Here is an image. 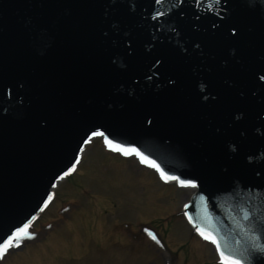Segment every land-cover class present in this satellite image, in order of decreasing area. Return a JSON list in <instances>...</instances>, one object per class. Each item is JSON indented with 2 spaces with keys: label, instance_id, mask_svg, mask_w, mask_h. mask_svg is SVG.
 <instances>
[{
  "label": "water",
  "instance_id": "water-1",
  "mask_svg": "<svg viewBox=\"0 0 264 264\" xmlns=\"http://www.w3.org/2000/svg\"><path fill=\"white\" fill-rule=\"evenodd\" d=\"M261 75L264 0H0V236L38 215L102 131L196 180L176 181L193 189L190 224L255 264L264 255Z\"/></svg>",
  "mask_w": 264,
  "mask_h": 264
},
{
  "label": "rangeland",
  "instance_id": "rangeland-1",
  "mask_svg": "<svg viewBox=\"0 0 264 264\" xmlns=\"http://www.w3.org/2000/svg\"><path fill=\"white\" fill-rule=\"evenodd\" d=\"M191 193L94 138L0 264H221L183 215Z\"/></svg>",
  "mask_w": 264,
  "mask_h": 264
},
{
  "label": "snow or ice",
  "instance_id": "snow-or-ice-1",
  "mask_svg": "<svg viewBox=\"0 0 264 264\" xmlns=\"http://www.w3.org/2000/svg\"><path fill=\"white\" fill-rule=\"evenodd\" d=\"M156 3H160L161 0H155ZM225 3H227V0H225ZM162 15L161 13H157V16ZM213 27H216V25H213ZM231 34L236 35L238 34V29L235 26H232L231 28ZM131 48V45H129ZM199 47V45H197ZM156 64H160L161 60L157 59L155 61ZM260 80L264 81V75H261L259 77ZM207 99V97H205ZM151 123V121H149ZM92 136H100L103 137L104 143L111 149L116 150L117 152L123 153L125 156L129 155H135L139 157L140 161L145 164H149L151 167L157 169L160 171V175L165 180H174L178 181L181 186H191L193 188H196L197 181L194 179H181L179 176L169 175L168 173L164 172L163 170H160L159 165L154 161L150 160L147 156L144 155L143 152H141L137 147L132 145H125L122 143H117L112 139H109L107 136H105L104 132L102 131H93ZM71 171H73L72 168H69L67 172H64V176H67ZM62 179V177H58ZM47 203V201L45 202ZM185 207H188V205H185ZM187 215V213H185ZM35 219V217H33ZM191 219V218H190ZM245 219H248V216H245ZM145 231H148V229H144ZM204 239L210 240L215 246L216 251L219 254V258L221 261V264H244V260H242L239 256L233 255L230 253H226L223 251L216 239L215 236H213L211 233L206 232L203 228L196 226L195 229ZM150 236H152L153 240H156V236L153 235L151 232L148 233ZM34 234L30 231V222L29 223H21L20 226L15 227L14 231H11L10 234L6 233L3 236H0V254H3L7 252L9 249L13 247H19L21 244V238H30ZM158 242V241H157ZM258 247V245H249L244 249V252L248 254L250 257L252 255L253 249ZM255 264H264V255L259 256L256 258Z\"/></svg>",
  "mask_w": 264,
  "mask_h": 264
}]
</instances>
